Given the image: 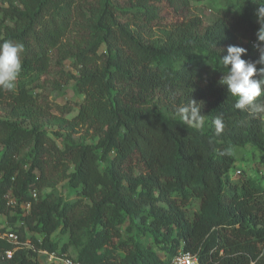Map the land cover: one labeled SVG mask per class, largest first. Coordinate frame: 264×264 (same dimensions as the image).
Segmentation results:
<instances>
[{
  "label": "trees",
  "instance_id": "obj_1",
  "mask_svg": "<svg viewBox=\"0 0 264 264\" xmlns=\"http://www.w3.org/2000/svg\"><path fill=\"white\" fill-rule=\"evenodd\" d=\"M191 1L0 0V43L24 46L15 89H0L11 108L0 116V216L17 236L0 226V264H43L41 250L75 264H163L181 250L200 264H264V184L231 175L233 147L252 145L264 161V114L236 109L218 83L229 45L264 68L251 44L264 0H222L226 8L204 30L185 16ZM155 27L157 38L148 35ZM72 28L78 74L70 79L84 99L50 132L31 88ZM159 91L181 106L197 101L204 129L169 115L154 102ZM83 125L96 143L76 140ZM61 183L74 194L59 192ZM57 231L69 241L60 245Z\"/></svg>",
  "mask_w": 264,
  "mask_h": 264
},
{
  "label": "rangeland",
  "instance_id": "obj_2",
  "mask_svg": "<svg viewBox=\"0 0 264 264\" xmlns=\"http://www.w3.org/2000/svg\"><path fill=\"white\" fill-rule=\"evenodd\" d=\"M115 2L122 3L123 5L128 4V0H114ZM226 8L225 3L222 0H192L189 8L185 11L186 17L197 18L201 22V29L204 30L205 27L219 18L221 16L220 11ZM168 12V16L175 18L176 16L172 14L171 11ZM2 19V13L0 12V20ZM72 28L70 32V38L66 40V43L61 49H55L52 51V61L48 73L31 88V92L36 98L38 108L41 110V115L43 116L44 125L46 128L53 132L60 128L59 123H57L55 118H67L70 119L78 112L77 104L82 102L84 96L77 91L76 80L70 79L71 74H78L76 68L74 67L75 59L73 57V39H72ZM158 37L161 32L158 28H154L148 33V35ZM147 35V36H148ZM240 42L247 43L246 39L240 37ZM253 41H251L252 44ZM253 45V44H252ZM255 45V44H254ZM254 50L258 51L257 46ZM101 52H104V46L101 48ZM155 103L165 108L166 112L171 116L177 115V109L181 107L182 99L176 95V97L169 96L163 91H159L155 97ZM184 106V105H183ZM11 114V108L7 103L0 101V116L9 117ZM30 115H24V122L29 123ZM63 133V132H62ZM95 132L88 126H80L78 132L74 135L77 141L84 143H96L97 137L94 136ZM53 136H57L53 134ZM58 137V136H57ZM57 137H55L57 139ZM60 145H63L62 139L58 137L57 139ZM234 153L237 157V162L233 168L234 172H231L232 177L240 178L243 176H251L257 178L264 184V161L262 160V152L252 145H247L244 147H233ZM241 173H236L238 171ZM58 191L62 192L65 196H70L74 194L65 183H61L58 186ZM198 201L194 200L192 203V208H198ZM0 226L7 227L8 232H14L12 225L9 224L7 217L5 215L0 216ZM54 240L58 241L60 245L69 241L68 233L63 231H57L53 235ZM163 253V252H162ZM70 254L76 256L77 252L75 247H71ZM38 259L43 264H50L46 254L43 252L38 253Z\"/></svg>",
  "mask_w": 264,
  "mask_h": 264
},
{
  "label": "clouds",
  "instance_id": "obj_3",
  "mask_svg": "<svg viewBox=\"0 0 264 264\" xmlns=\"http://www.w3.org/2000/svg\"><path fill=\"white\" fill-rule=\"evenodd\" d=\"M258 3L256 9L257 47L260 50L259 62H264V3ZM24 46L12 41L0 43V89L12 91L22 71V53ZM247 49L238 45H229L227 54L221 56V63L227 72L222 75L218 83L227 86L228 92L235 99L234 107L247 111L252 116L264 114V68H258V62L244 59ZM177 115L187 124L200 130L205 127L204 116L197 101L192 100L189 105L177 109ZM216 134L224 130L220 117L214 120Z\"/></svg>",
  "mask_w": 264,
  "mask_h": 264
},
{
  "label": "built area",
  "instance_id": "obj_4",
  "mask_svg": "<svg viewBox=\"0 0 264 264\" xmlns=\"http://www.w3.org/2000/svg\"><path fill=\"white\" fill-rule=\"evenodd\" d=\"M254 46L257 45V42H252ZM5 236H8L10 239L16 240L17 236L14 233H6ZM44 254H46L48 261L50 263L56 264H75L73 258L67 255H59L57 252H49L47 250H41ZM3 258L11 257L12 251L8 250L1 254ZM163 264H200L198 256L196 254L186 252V251H179L176 255H174L171 259L164 262Z\"/></svg>",
  "mask_w": 264,
  "mask_h": 264
}]
</instances>
